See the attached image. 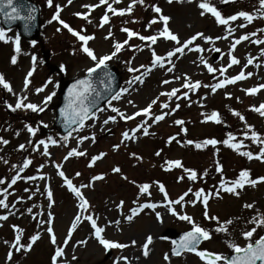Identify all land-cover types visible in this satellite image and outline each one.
Returning <instances> with one entry per match:
<instances>
[{
    "label": "rangeland",
    "instance_id": "1",
    "mask_svg": "<svg viewBox=\"0 0 264 264\" xmlns=\"http://www.w3.org/2000/svg\"><path fill=\"white\" fill-rule=\"evenodd\" d=\"M34 1L41 7L43 30L39 43L33 45L21 41V53L17 56V63L13 65L11 57L16 55L13 41L18 34H13V31L6 32L8 43L0 41V74L4 75L5 80L11 84L13 89V93H9L0 86V138L8 141L7 144L0 143V179L5 181L4 184H0V199H5L9 205L8 208L0 207V216L8 217L7 220L0 221V264H51L55 246L51 244L50 235L46 231L48 225L41 223V221L48 220L49 213L54 218L52 228L57 244L64 246L63 241L71 222L79 211V201L63 185L55 164H61V170L77 186L82 183L88 184L94 175L104 176L103 180L95 181L91 187L82 189L90 205L85 214H93L94 218L98 217V225L102 227L106 226L109 221L119 220V226L114 223L107 226L102 235L110 241L128 245V248L106 251L92 236L90 224L82 222L73 232L71 240L65 247V256L58 264H116L117 260L119 264H125L122 257H131L129 249H136L134 256L138 255L141 251L140 245L146 242L149 235L152 236L153 243L149 246V255L144 257L141 264H203L195 254L187 253L180 257L171 255L172 244L170 240L164 238V234L169 230L184 234L190 230L191 225L171 215L156 182L162 183L169 198L174 200L189 188L193 192L200 188H203L206 193L214 192L221 179V174L215 171L216 161L221 163L222 174L228 180L237 178L243 169L250 170L251 178L264 176V162L255 159L249 161L223 143L216 145L218 152L212 146L204 149H196L194 146L195 143L202 142L204 139L223 141L231 132L237 138L234 142L243 141L246 146L242 151H252L254 154L258 152V145L244 139L243 133L246 131L244 122L232 115V111L240 112L247 124L253 126L255 131L264 136V117L250 110L252 106L264 103V89L256 95H246L242 91V89L264 84V55L261 54L264 51V44L251 43L252 40H264V31H262L264 30V9L260 8L259 0H230L229 3L211 0V4L221 11L224 17L235 15L240 11L248 12L255 17L253 22L247 24L245 28L238 27L240 23H247L242 18L232 22L230 27L234 29V32L231 36H228L225 26L216 24L215 18L210 13L200 15L202 10L197 6L199 0H194L193 3H188L187 0L178 3L174 0L171 4L167 0H144L142 5H135L130 14L113 16L108 13L109 23L103 28L98 25L106 12L107 5H100L99 0H72L71 4L68 0H52L51 7L48 5V0ZM108 2L112 3V0ZM131 2L132 0H120V3H113L112 6L117 10L126 9ZM57 5L61 9L60 19L78 31L81 28L86 29L83 34L94 35L95 39L89 41L88 47L94 50L97 57L110 55L114 51L116 42L122 43L128 38L127 34L121 30L122 28H129L145 36L155 34L162 25L157 23L151 28L147 27L149 21L157 17V14L151 11L152 5L160 7L162 14L171 18L168 27L178 35L182 42L196 33L212 37L213 41L208 43L198 38L191 47L198 45L203 49L202 52L186 49L183 55L177 54L173 57L175 67L172 72L167 71L170 65L166 61L163 69L156 67L146 74L142 84L134 82L130 86L127 82L143 73L144 69L141 68L140 72H129L128 68L135 69L140 65L147 67L152 58L151 49L147 46L148 42L133 37L116 56L107 61V63L117 64L120 67L123 88H127L128 91L123 93L119 100H112L102 111L95 114L96 119H90L82 130L73 131L65 142L63 137L51 131L56 105L59 101L57 94L43 112H32L28 109L12 111L8 107V105L14 106L17 98L24 95L27 96L25 103L43 106L44 98L53 90L57 92L59 87L60 77L53 68L60 70V66L63 65L65 67L64 79L67 81L86 75L87 70L94 67V61L79 50L81 42L57 21L52 20L53 15L56 14ZM85 5L99 6L89 12V9L84 7ZM76 13H88L91 23L75 15ZM0 28H2L1 24ZM109 29L112 31V36L105 39ZM253 32L256 33L255 36L251 35ZM245 34H248L250 39L242 41L232 52V55L239 59L240 64L228 68L224 75H221L219 71L209 73L201 57L217 70L226 67L230 61L228 55L230 44ZM223 36L228 38L215 39ZM174 47V42H164L163 38H160L156 45L151 46L161 56H166V53ZM213 48L221 49V59L217 62L213 61ZM74 49L75 54H73ZM33 55L37 57L36 67L30 78L31 83L25 91L24 78L32 68L31 57ZM249 58L253 60V63L244 67ZM49 66H52L51 71ZM242 68L245 74H252L246 80L238 81L235 85H227L215 93H212L210 88L200 87L188 93L189 100L183 98V93L187 91L182 87L185 75L192 82L199 81L202 85H211L223 79L224 76L237 75ZM177 76L181 79L176 80ZM49 79L53 81V84H48L44 92L37 94L35 89L43 86ZM164 80L171 82L163 84ZM54 85H56L55 88ZM173 88L180 90L177 93L180 96L179 100L175 97L169 100L166 96L160 95ZM226 93L230 94V98L226 96ZM156 97H159V100L156 105H153V114L159 115L162 111H168V109L159 107L164 102L169 103L170 108H174L179 103L180 108L158 123L153 124L149 120L148 123L151 124L148 129L149 135L145 136L142 131L137 132V139L121 143V134L135 128L142 118L136 117L130 121L121 120L116 113L111 111V108H118L125 115H131L145 108ZM129 101L132 103L130 104ZM213 111L220 114L221 124L205 120V114L210 115ZM109 116H116V122H109L105 125L103 121ZM176 120L185 122L183 127L187 130L186 133L181 131L180 125L175 124ZM26 126L36 129L35 135L28 132ZM108 131H111L109 136L106 135ZM81 136H88L90 139L78 144ZM93 136L94 142L91 139ZM173 136L176 140L169 144L168 140ZM49 137L56 140L57 144L49 143L48 151L51 155L45 157L42 155L43 145H39L38 142L45 140L47 143ZM187 140H192L194 143L188 145ZM21 144L25 145L24 149H20ZM118 144L119 149L114 150L113 146ZM73 148L86 151L87 156L70 157L65 161L64 156ZM157 152H160L159 156L156 155ZM100 153L106 155L97 161L95 166L88 167L90 158ZM133 153L141 159H135L132 156ZM25 159H30L32 163L27 169L19 172L20 179L9 188L11 179L22 168ZM169 160H180L184 167L196 170L201 178L192 182L187 180L183 169L165 171V162ZM114 167H119L121 172L114 173L112 171ZM76 172L82 175L76 177ZM181 175H184L185 179L178 182V177ZM28 177H35V179L29 180ZM41 177L44 178L41 179ZM144 183L150 185L151 196H139L138 199L137 185ZM49 188L54 199L51 208L48 207L46 192ZM4 189H7L6 197L3 194ZM191 199L194 197L189 193L185 200ZM121 201L124 202L122 210L117 208ZM145 202L156 203L158 207L155 211L144 209L132 222L124 219L130 214L131 208ZM246 203L254 204V209H245L243 205ZM172 207L180 213L193 217L196 223L209 231H213L217 226L215 221L204 218V206L199 201L194 206L191 203H185L183 207L180 205ZM28 209H31V212ZM257 211L264 213V183H259L255 187L245 186L239 196L221 193V197L217 198L213 195L208 204L209 215L218 217L220 222L232 219L234 223L229 226L228 234L213 231L211 239L204 241L200 249L231 255L230 249L226 247L227 240L230 238L243 246L245 240L242 232L253 226L247 221L256 215ZM156 212L160 213L162 223L157 221ZM13 226L23 230L21 243H27L32 235L40 234V239L31 250L15 252L11 248L15 239ZM258 234L264 235V231L258 230ZM81 240H87V244L78 245L76 243ZM132 241H135L134 245ZM9 251L13 252L11 261L7 260ZM165 253L169 254L168 261L164 259ZM73 255L77 258L76 260H72ZM129 262L135 264V257H131Z\"/></svg>",
    "mask_w": 264,
    "mask_h": 264
},
{
    "label": "snow or ice",
    "instance_id": "2",
    "mask_svg": "<svg viewBox=\"0 0 264 264\" xmlns=\"http://www.w3.org/2000/svg\"><path fill=\"white\" fill-rule=\"evenodd\" d=\"M169 4L173 3L174 0H167ZM175 2H183V0H175ZM188 3H193L194 0H187ZM230 0H221V3H229ZM68 3L71 4L72 0H68ZM113 3H120V0H112V3H109L108 0H99L100 5H107L106 12L104 16L101 18L100 23L98 27L103 28L106 24L109 23V15L108 13H111L113 16H124L126 13H131L133 10V7L137 4H143L144 0H132V2L128 5L126 9H120L117 10L112 5ZM260 8L264 9V0H259ZM48 5L52 6V0H48ZM99 5H85L84 7L89 9V12ZM198 8L202 11L200 12L201 16H204L206 13H210L211 16L215 18V22L217 25H223L225 26V29L228 33V36H231L234 32V29L230 27L232 22L237 21L239 18H242L243 21L247 23H240L238 25L239 28H245L247 27V24H251L254 20V16L248 12L240 11L239 13L235 15H231L228 17H224L214 5L211 4V0H199L197 4ZM10 9V11H4V9ZM60 6H56V14L53 15L52 20L57 21L64 29H66L73 37H75L79 42H81L80 51H82L88 58H90L92 61H94V67H91L87 70V74L90 77L93 73L97 71V69L101 68H107V61L111 60L114 56H116L126 44H128V41L131 40L133 37L138 38L140 41L148 42L147 46L151 49V61L149 66L140 65L139 68H128L129 72H140V69L143 68L144 72L140 73V75H136L132 78V80L128 81L127 83L131 86L134 82L143 83L144 82V76L148 73H150L154 68L159 67L163 69L165 67V62L170 65L167 68L168 72H172L174 70V63H173V57H176L177 54L183 55L185 53V50L188 51H196V52H202L203 49H201L198 45L191 47L194 44V41H196L198 38L204 40L205 42L211 43L213 41L212 37L204 36L203 33H196L195 35L191 36L189 39L185 41H181L178 37V35L174 34L170 28L168 27L170 17L162 14V9L158 6L152 5L151 11L157 14L156 18H153L151 21H149L147 27L151 28L152 25H155L157 23H161V28L156 31L153 35H141L139 32L132 31L129 28H122L121 30L127 34V39L121 42H116L114 44V51L110 55H104L102 57H97L94 50L88 47L89 41L95 39L94 35L90 34H83L86 32V29L81 28L79 31L74 30L72 27L69 26L68 23H66L64 20L60 19ZM0 12H3L5 18L9 21H25L24 27L26 30L29 28L28 22L34 19V17L31 15V9H29V15L24 16L21 15V9L18 8L15 5V0H0ZM75 15L80 16L82 19L87 21L88 23H91V20L89 19L88 13H76ZM51 22V21H49ZM57 31H60V29H57ZM264 31V30H262ZM252 36H255L256 33H251ZM112 36V31L109 29L108 35L105 37V39H108ZM160 38H163L164 42H174L175 47L173 50H170L166 53V56L158 55L154 48H151L152 45H156L158 40ZM227 36L223 37H216L215 39H227ZM250 36L248 34L241 35L239 38H236L234 42L230 44V51L228 53L230 57L229 64L226 67H221L220 69H216L212 67L207 61L203 60V57H201V61L204 63V66L207 68V71L209 73H215L217 71L220 72L221 75H224L225 72H227L228 68H231L233 65H239L240 61L237 59L234 55H232V52L235 50L236 46L239 45L242 41L249 40ZM0 41H3L5 43H8V38L6 37V32L3 28H0ZM15 45V53L16 55H13L11 57V63L15 65L17 63V56L21 53V40L20 36L17 35L15 37V40L13 41ZM33 45H35V41H32ZM251 43L254 44H264V40H252ZM216 53H220V48H213L212 49ZM75 49L73 50V54H75ZM264 55V51L261 53ZM32 60V68L28 71L24 78V90L26 91L31 83L30 78L33 76V73L35 71L37 57L33 55L31 57ZM253 63V60L249 58L247 60V64L244 65V67H247V65H250ZM60 71L64 72L65 67L63 65L60 66ZM110 75V74H109ZM252 74L247 73L243 71V68L241 71L234 76L228 77L224 76L223 79L219 80L215 84H204L202 85L201 82L196 81L192 82L187 75L184 76V83L182 84V87L186 89L183 93V98L185 100H189L188 93L193 92L200 87H206L210 88L212 93H215L218 89H223L227 85H235L238 81L246 80L248 77H250ZM176 80L181 79V77H175ZM171 81L164 80L163 84H168ZM48 84H53V81L49 79L43 86L38 87L35 89L36 93L39 94L41 92H44L45 88H47ZM0 86H2L3 89L7 90L9 93H13L12 86L9 82L5 80V77L3 74H0ZM56 85H54L55 88ZM261 89H264V84H260L258 87H253L249 89H242V91L245 92L246 95H256ZM93 88L91 81L89 79H77L72 86L68 89V94L66 97V105L64 108L61 109V115L64 117L66 123L68 125H78V128L72 129V131H80L85 127V122L89 119H96L95 113L92 111V109L95 107V101L92 99V93ZM127 88H122L119 92L115 93L111 96V100H119L123 93L127 92ZM180 90L177 88H173L171 91L168 92H162L160 93L161 96H166L169 100H171L173 97H175L177 100L180 99V96L177 95V93ZM56 95L55 90H53L50 94H48L42 104L43 106H39L34 103H25L27 100V96H20L17 98V101L14 106L8 105L9 108H11L12 111H16L17 109H28L32 112H43L45 110V107L48 105L49 102L52 101L53 97ZM98 95V94H97ZM226 96L230 98V94L226 93ZM239 99V98H237ZM159 100V97H156L155 99L151 100V102L143 109H140L136 112H134L131 115H125V113L120 112L118 108L112 107L111 111L113 113H116L121 120L130 121L136 119V117H141V121L136 125L135 128L131 129L130 131H124L122 135V141L121 143H124V141L129 140H135L137 139L136 133L137 132H143V134L149 135L148 129L151 127V124L148 123L149 120L152 121V123H158L160 121H163L166 116H170L172 113H174L177 109L180 108L179 103L175 105L174 108L169 107V103L164 102L159 105L161 109H168L167 112H161V114L156 115L152 113L153 105H156ZM111 102L109 101V104ZM131 104L132 102L129 101ZM135 106V105H133ZM103 109H101L102 111ZM251 111L258 113L259 116L264 117V103H261L259 106H252ZM232 115L239 118L240 121L244 122L246 131L243 133L244 139L250 140L253 144H256L259 146L258 152L253 153L252 151H242L243 148L246 146L244 145L243 141L234 142L236 141V136L233 135L231 132L227 134V138L223 141H218L216 139H204L202 142L195 143L194 146L196 149H204L208 146H212L213 149H215L216 152L219 151V149H216V145L219 143H223L226 147L229 149H232L233 151L237 152L239 155L246 157L249 161L255 159L261 162H264V136L259 134L257 131L254 130L253 126L248 125L245 121V117L241 115L238 111H232ZM117 117L116 116H109L107 119L103 121L105 125H107L109 122H116ZM205 120L211 121L216 124H221V117L220 114L216 111L211 112L210 115L205 114ZM183 120H176L175 124L181 126V131L186 133V129L183 127L184 125ZM28 132L35 135L36 129L26 126ZM131 132V134H130ZM71 136V132H69L68 136L63 137V140L66 142L69 137ZM90 139L88 136H81L78 139V144H82L85 140ZM93 142L95 141L94 136L91 137ZM174 140H176V137H170L168 140V143L171 144ZM179 143V141H176ZM0 143L7 144V140H3L0 138ZM39 145H43V152L42 155L45 157H50V153L48 151L49 143L52 145H56L57 141L53 140L49 137L48 142L46 143L45 140H40ZM194 141L187 140L186 144L192 145ZM20 149H24L25 145L21 144ZM120 145H114V150H118ZM106 154L100 153L98 155L92 156L90 158L88 167L95 166L96 162L101 160ZM157 156L160 155V152L156 153ZM87 156L86 151L77 150L75 148L71 149L65 156L64 160L67 161L70 157H85ZM132 156L139 160L141 159L139 156H137L135 153L132 154ZM32 163L30 159H25L23 161L22 168L19 169L16 176H14L11 179L10 184L8 187L10 188L12 185H15L17 183V180L20 179L19 172H22L24 169H27L29 165ZM166 167L165 171H171L172 169H183V172L186 174V178L189 181L195 182L198 178H201L200 175L196 170L188 169L184 167L182 162L180 160H169L165 162ZM15 167V166H13ZM43 167V165H41ZM55 167L57 169V174L62 178L63 185L66 187V189L73 194L76 199L79 201L78 208L79 211L77 215L74 217L73 221L71 222L70 228L68 230L67 236L65 240L63 241V247L57 244V239L54 234L52 223H53V216L51 213L48 214V220L47 221H41L42 224L46 223L48 227L46 228V231L50 235V242L52 245L55 246L54 255L51 257V264H58V262L61 261V258L65 256V247H67L69 241L72 238L73 232L77 230V227L82 222H88L90 224V227L92 229V236L98 241L100 245L103 246V248L108 251L111 249H124L128 247L126 244H121L118 242L110 241L102 235L107 226H111L113 223L119 226L120 221H109L106 226H99L98 225V217L93 216V214H85L88 212V209L90 207L89 201L85 198L82 189L91 187L92 184L95 181L103 180L104 176L101 175H94L91 177L88 184H80L79 186L75 185L73 183V180L66 176L65 172L61 170L62 165L61 164H55ZM114 173H120L121 169L119 167H114L112 169ZM215 171L217 173L221 174V179L219 182V185L215 188L214 192H205L203 188L197 189L193 192L191 188L188 189L184 194H182L177 199H170L169 195L166 191L165 186L162 183L156 182L157 187L160 193L163 194V200L166 202V207L168 208L171 215L179 219L180 221H185L189 225H191V228L189 231H186L182 236H180L179 241H172L173 248L171 250L172 256H181L183 253H194L200 261L203 262V264H264V235H259L258 230L264 231V213H260L259 211L256 212V215L252 216L247 223L253 225L250 229L244 230L242 232V237L245 240V244L242 246L239 243H236L232 239H228L226 242V247L230 249L231 255H225L223 253H213L211 251H208L206 249H200V245L203 241H208L211 239L213 231L215 233H221V234H228L230 229L229 226L233 225L234 221L232 219H229L224 222H220L219 218L216 216H210L208 213V204L210 198L214 195L217 198L221 197V193H227L235 196H239L240 191L245 188V186H251L255 187L259 183H264V176L258 177V178H251L250 170L243 169L239 172L238 177L232 180L226 179L222 174V165L219 161L215 162ZM207 173L205 172V175ZM82 174L80 172H76L75 176L79 177ZM44 177H41L43 179ZM29 180L35 179V177H28ZM124 179H127V177H124ZM185 179L184 175H181L178 177V182ZM5 181L3 179H0V184H4ZM138 188V199L139 196H147L150 197L151 193L149 191L150 185L148 183L139 184L137 185ZM27 191V189H25ZM47 192V199L49 201L48 207L51 208L54 204L53 199V193L51 189H46ZM189 193L192 194L194 199L185 200V197L189 196ZM3 194L5 197L7 196V189H4ZM199 201L204 206V218L206 220L215 221L217 226L213 231H209L208 229L202 227L198 223H196L193 219V217L187 215L186 213H180L173 208V205H180L181 207L184 206L185 203H191L193 206L195 203ZM135 203V201H134ZM124 202L121 201L117 208L123 209ZM0 207L2 208H8L9 205L5 202V199H0ZM158 207L156 203L153 202H145L143 204H137L136 207L130 209V214L125 216L124 219L127 222H132L133 219L139 215L144 209H151L155 211V209ZM245 209H254V204L252 203H246L243 205ZM29 212H31V209H28ZM156 218L158 222H163L162 217L159 212H156ZM7 216H0V221L7 220ZM14 232H15V239L14 242L11 244V248L15 250V252H21L23 251H29L31 250L32 246L37 242L38 239H40V234H34L30 237L29 241L27 243H21V234L23 230L17 226H13ZM258 237V238H254ZM5 243H8L5 241ZM78 245H86L87 240H81L76 242ZM153 243V238L151 235H149L146 238V242L142 245V255L144 257H147L149 255V246ZM132 244H135V241H132ZM13 256V252L9 251L7 254V260L11 261ZM77 258L75 255H73L72 260H76ZM122 259L125 261V264H130L127 257H122ZM165 261L169 260V254L165 253L164 255ZM116 264H119V260L116 261Z\"/></svg>",
    "mask_w": 264,
    "mask_h": 264
},
{
    "label": "water",
    "instance_id": "3",
    "mask_svg": "<svg viewBox=\"0 0 264 264\" xmlns=\"http://www.w3.org/2000/svg\"><path fill=\"white\" fill-rule=\"evenodd\" d=\"M15 5L21 9V15L24 16L29 15V9H31V15L34 17V19L28 22L29 28L26 30L24 27L25 21H9L5 18L3 12H0L3 27L7 30L18 28L21 35L25 39L36 41L39 38L41 31L38 7L30 0H15ZM4 11H10V9L5 8ZM214 58L215 60H218L220 58L219 54L215 53ZM79 79H89L91 81L92 88L94 90L92 93V99L95 101V107L92 109L94 113L103 107L109 100H111V96L119 92L121 89L119 71L114 66H107V68L97 69V71L90 77L87 76ZM75 81L65 83L63 85V90L60 92L61 98L57 107V116L54 122V129L63 136L69 134L72 129L78 127V125H68L64 117L61 115V109L64 108L67 103L66 97L68 94V89ZM169 235H172V232L169 233ZM176 239L177 238H175V241H179V239Z\"/></svg>",
    "mask_w": 264,
    "mask_h": 264
},
{
    "label": "bare ground",
    "instance_id": "4",
    "mask_svg": "<svg viewBox=\"0 0 264 264\" xmlns=\"http://www.w3.org/2000/svg\"><path fill=\"white\" fill-rule=\"evenodd\" d=\"M144 244V242L140 245V248H141V251L138 255L134 256L135 252H136V249H129V255L131 257H135V260H136V263L135 264H141L143 259H144V256L142 255V245ZM135 247H137V245H135ZM128 248V247H127ZM131 257H127L128 258V261H130V258Z\"/></svg>",
    "mask_w": 264,
    "mask_h": 264
}]
</instances>
